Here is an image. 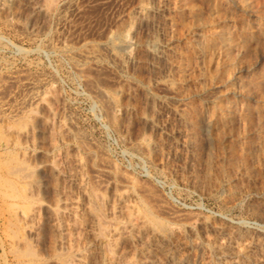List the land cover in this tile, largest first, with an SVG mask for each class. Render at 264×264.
I'll return each mask as SVG.
<instances>
[{"label":"rangeland","instance_id":"rangeland-1","mask_svg":"<svg viewBox=\"0 0 264 264\" xmlns=\"http://www.w3.org/2000/svg\"><path fill=\"white\" fill-rule=\"evenodd\" d=\"M3 2L0 264H264V0Z\"/></svg>","mask_w":264,"mask_h":264},{"label":"bare ground","instance_id":"bare-ground-1","mask_svg":"<svg viewBox=\"0 0 264 264\" xmlns=\"http://www.w3.org/2000/svg\"><path fill=\"white\" fill-rule=\"evenodd\" d=\"M8 1V0H7ZM4 2H5V0H4ZM3 2V3H4ZM13 2V1H12ZM30 4H35V3H33V1H32V3L31 2H29ZM5 4V3H4ZM8 4H10V3H8ZM5 6V5H4ZM31 7V6H30ZM163 7V6H162ZM32 9V8H31ZM41 9V7L39 6V4L38 5H33V11L34 12H36V11H38L39 12V10ZM156 9V8H155ZM161 10H163V9H161ZM154 12V11H153ZM157 12V11H156ZM140 13V12H139ZM160 13V12H159ZM145 14V13H144ZM142 16V15H141ZM152 16V15H151ZM154 16V15H153ZM152 16V17H153ZM156 17L158 16V15H155ZM140 17V16H139ZM150 17V16H149ZM151 18V17H150ZM155 19H157V18H155ZM154 19V20H155ZM140 20V19H139ZM142 20H144L145 21V17L144 16H142L141 17V21ZM155 21H157V20H155ZM33 25V24H32ZM158 33V32H157ZM119 35V34H118ZM221 35L222 36H224V32H221ZM116 36V35H115ZM114 36V37H115ZM160 37H161V35H160ZM130 38V37H129ZM129 38H128V36H123V37H121L119 40H117V42H115V40L114 39H112V41H114V45H115V47H118V48H123V49H126V48H128L131 44V39L129 40ZM164 40H165V38H164ZM109 41H111V40H109ZM111 41V42H112ZM167 46H166V44H165V41H163L161 38H159L156 34H150V36L148 37V40H146V48H147V51H148V53L152 56H149V59L148 60H150V57L152 58V60L153 61H150L151 62V64L152 65H154L155 63H156V60L157 59H161L163 56H164V54H165V48H166ZM148 54V55H149ZM163 59V58H162ZM165 82L168 84L169 83V81L168 80H165ZM124 194V193H123ZM119 195V194H118ZM125 196V195H124ZM123 196V197H124ZM118 197V196H117ZM121 199H122V196L120 195L119 196ZM119 199V198H118ZM123 200V199H122ZM122 200H119V201H122ZM122 227H123V225H122ZM159 235V237L161 236L162 238H164V236L163 235H160V234H158ZM153 239V238H152ZM154 240V239H153ZM147 242V241H146ZM154 245V244H153ZM149 246V245H148ZM158 246V245H157ZM172 247V246H171ZM170 252V251H169ZM169 255V254H168ZM170 258V257H169ZM170 260H172V259H170ZM153 261V260H152Z\"/></svg>","mask_w":264,"mask_h":264}]
</instances>
